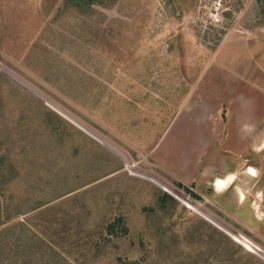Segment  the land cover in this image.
<instances>
[{
    "label": "rangeland",
    "instance_id": "obj_1",
    "mask_svg": "<svg viewBox=\"0 0 264 264\" xmlns=\"http://www.w3.org/2000/svg\"><path fill=\"white\" fill-rule=\"evenodd\" d=\"M207 143L264 165V0H0V264H264Z\"/></svg>",
    "mask_w": 264,
    "mask_h": 264
},
{
    "label": "crops",
    "instance_id": "obj_2",
    "mask_svg": "<svg viewBox=\"0 0 264 264\" xmlns=\"http://www.w3.org/2000/svg\"><path fill=\"white\" fill-rule=\"evenodd\" d=\"M208 146L209 143H207V145L205 144L206 148L203 150V153L206 154H203L202 161H199L202 162V165L195 164L188 170L187 176L195 179H198L199 177V179L203 181L202 183L204 189H209L210 194L216 196L219 200L224 202V207L230 212H236L235 216L238 220L248 223L250 220V214L245 213L244 215L243 212H264V165H260V163L258 164L259 161H257V156L252 159L253 161L251 163H246L243 161L244 153L252 154L254 151L250 146L240 147L236 144V146L232 148H227L226 145L219 144L216 146V149L220 148V151L216 153V150L212 152V150ZM257 151H264V148ZM207 154H210L211 157L213 154V159H227V154L233 155V159L236 162L235 167L233 169L227 170L224 173H212L210 170H208V168H210V166L208 165L209 163L212 164L213 162L206 160ZM238 154L241 156H238ZM230 158L232 159V157H229V159ZM232 174H235L237 179L233 183L231 182L226 189L218 191L215 186L216 181L218 179L228 178ZM242 175H246V177L249 178L250 182L256 181L257 184H260L257 191L255 192V197H251V200H248L244 187L239 182V177ZM197 184L198 182L196 183V186ZM241 193L243 194L242 198ZM244 218H246V221ZM258 219H260L259 221H262L261 218ZM256 226H258V224L253 225V227Z\"/></svg>",
    "mask_w": 264,
    "mask_h": 264
},
{
    "label": "trees",
    "instance_id": "obj_3",
    "mask_svg": "<svg viewBox=\"0 0 264 264\" xmlns=\"http://www.w3.org/2000/svg\"><path fill=\"white\" fill-rule=\"evenodd\" d=\"M96 0H90V2L91 3H93V2H95ZM97 1H101V0H97ZM195 195V194H194ZM196 197H198L197 195H195ZM121 221H123L122 219H119V221H118V223L120 222L121 223Z\"/></svg>",
    "mask_w": 264,
    "mask_h": 264
}]
</instances>
